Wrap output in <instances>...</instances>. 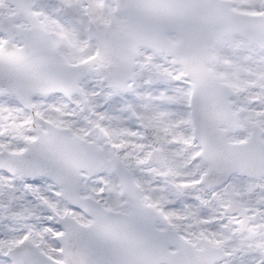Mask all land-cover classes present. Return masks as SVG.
<instances>
[{
	"label": "snow or ice",
	"instance_id": "snow-or-ice-1",
	"mask_svg": "<svg viewBox=\"0 0 264 264\" xmlns=\"http://www.w3.org/2000/svg\"><path fill=\"white\" fill-rule=\"evenodd\" d=\"M0 264H264V0H0Z\"/></svg>",
	"mask_w": 264,
	"mask_h": 264
}]
</instances>
